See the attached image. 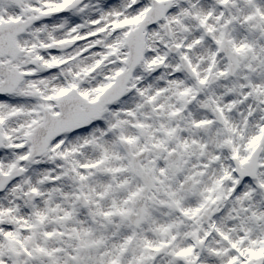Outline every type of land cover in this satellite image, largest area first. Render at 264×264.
I'll return each instance as SVG.
<instances>
[{
	"label": "snow or ice",
	"instance_id": "1",
	"mask_svg": "<svg viewBox=\"0 0 264 264\" xmlns=\"http://www.w3.org/2000/svg\"><path fill=\"white\" fill-rule=\"evenodd\" d=\"M0 264H264V0H0Z\"/></svg>",
	"mask_w": 264,
	"mask_h": 264
}]
</instances>
